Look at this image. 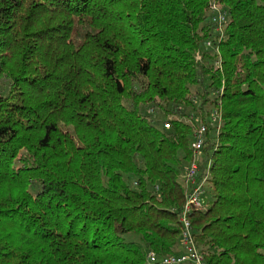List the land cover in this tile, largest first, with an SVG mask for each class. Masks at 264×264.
Returning a JSON list of instances; mask_svg holds the SVG:
<instances>
[{"label":"trees","instance_id":"obj_1","mask_svg":"<svg viewBox=\"0 0 264 264\" xmlns=\"http://www.w3.org/2000/svg\"><path fill=\"white\" fill-rule=\"evenodd\" d=\"M213 1L0 0V264L179 255L181 178L218 104L195 244L205 264H264V0H216L220 55ZM153 109L197 119L160 128Z\"/></svg>","mask_w":264,"mask_h":264},{"label":"built area","instance_id":"obj_2","mask_svg":"<svg viewBox=\"0 0 264 264\" xmlns=\"http://www.w3.org/2000/svg\"><path fill=\"white\" fill-rule=\"evenodd\" d=\"M210 17L214 24V36L207 40L206 47L212 49L215 55H220L217 44L222 42L226 37L229 22L228 14L221 9V6L214 0L211 4ZM197 57L201 59L200 55ZM218 64H220V62H218ZM154 111L153 109L152 113H154ZM196 119V115L192 114L191 121L195 122ZM221 123V104H218L209 111L207 122L200 123L194 131L192 143L193 158L187 166L184 179V185L187 189V202L180 218L183 225L181 240L183 250L179 255L166 257L162 260L157 259L155 255L151 254L150 259L152 261H160L161 264H205L204 258L195 244L191 215L194 211L204 207L203 196L205 194V187L208 184V177L206 176L200 179V176L204 162L203 149L206 145L207 134L210 129H214V132L218 133L221 129ZM164 126L166 129H169V122Z\"/></svg>","mask_w":264,"mask_h":264},{"label":"rangeland","instance_id":"obj_3","mask_svg":"<svg viewBox=\"0 0 264 264\" xmlns=\"http://www.w3.org/2000/svg\"><path fill=\"white\" fill-rule=\"evenodd\" d=\"M221 9H223L221 7ZM10 91V84L9 82L7 81H0V94H3V95H7ZM196 99V98H195ZM196 103L197 105H201L202 102L199 100V99H196ZM198 106V107H199ZM212 108L214 106H211ZM212 108H210L209 110H211ZM195 112L193 111H188L187 114H190L188 115V117H182L180 116L179 114L177 115H169V116H166L164 113H162L160 110L156 109L154 111V115H155V119L157 121H159L160 123V128H162V126H164L166 123H164V121H170V120H175V119H179L181 121H183L184 123L188 124V125H194V121H191V115L194 114ZM188 166V164H187ZM184 179H185V172L183 173L182 175V182H184ZM211 200H212V188H211V185H207L206 186V189H205V194L203 196V204L204 206L206 207L207 205H209L211 203Z\"/></svg>","mask_w":264,"mask_h":264}]
</instances>
